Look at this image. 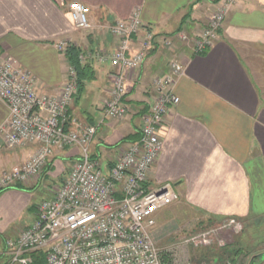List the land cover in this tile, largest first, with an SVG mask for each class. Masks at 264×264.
I'll return each mask as SVG.
<instances>
[{
	"label": "crops",
	"instance_id": "obj_1",
	"mask_svg": "<svg viewBox=\"0 0 264 264\" xmlns=\"http://www.w3.org/2000/svg\"><path fill=\"white\" fill-rule=\"evenodd\" d=\"M219 1L0 0V57H11L29 71L38 92L55 94L66 83L72 66L68 49L88 56L81 65L89 67V79L69 115L97 127L91 150L104 165L116 159L121 147L139 140L141 115L154 96L153 81L166 75L172 62L185 67L172 89L180 102L167 115L163 150L151 175L156 185L172 184L179 196L156 215L154 239L162 250L183 246L196 228L264 219V0L232 7L218 40L205 53L197 54L193 41L172 49L164 45L179 30L191 37L202 33ZM72 2L90 8L91 30L75 27L68 10ZM135 10L157 38L141 68L128 74L126 119L110 120L103 108L114 69L97 54L112 53L118 40L111 27ZM62 42L69 45L64 54L57 48ZM8 117L0 102V127ZM35 148L8 150L0 138V173L21 165ZM78 158V148L57 150L40 178L0 192L2 250L7 240L32 225L37 205L63 183L67 174L56 171L60 163ZM192 224L196 228L188 232ZM170 260L165 257L166 264Z\"/></svg>",
	"mask_w": 264,
	"mask_h": 264
},
{
	"label": "built area",
	"instance_id": "obj_2",
	"mask_svg": "<svg viewBox=\"0 0 264 264\" xmlns=\"http://www.w3.org/2000/svg\"><path fill=\"white\" fill-rule=\"evenodd\" d=\"M243 1L221 0L219 11L202 33L191 37L182 31L164 39V45L193 41L194 51L205 53L218 40L229 7ZM68 10L76 28L91 30L88 6L72 2ZM111 32L118 40L117 46L111 54H97L99 61H109L114 69L103 109L106 118L122 121L128 115L124 103L128 74L141 68L157 37L142 21L139 10L113 25ZM135 44L138 48L134 50ZM66 47L65 42L57 46L60 52ZM87 58L80 53V64L84 65ZM184 73L182 64L172 62L168 73L154 80L153 100L141 115L139 140L121 147L116 159L104 165L93 158L91 150L97 127L69 115L79 94L76 69L69 68L59 92L40 93L29 71L11 57H0V102L9 111L0 127V138L10 150L30 145L38 148L28 161L0 174V192L36 180L50 165L55 151L79 149V158L63 183L52 188L51 197L37 205L32 225L6 241L3 256L8 264H34L32 255L38 252L43 254L42 264H166L165 257L172 258L168 250L157 246L154 230L157 213L179 196L172 184L156 185L151 175L163 150L167 115L180 102L172 89ZM240 230L235 220H228L182 242L202 247L218 241L225 246L218 235Z\"/></svg>",
	"mask_w": 264,
	"mask_h": 264
},
{
	"label": "rangeland",
	"instance_id": "obj_3",
	"mask_svg": "<svg viewBox=\"0 0 264 264\" xmlns=\"http://www.w3.org/2000/svg\"><path fill=\"white\" fill-rule=\"evenodd\" d=\"M220 2L221 0L218 2L217 8L209 16L207 23L209 19L215 13L219 11ZM232 7L234 6L232 5L229 8L231 9ZM180 32H182V30L177 31L172 36L166 37L165 40L167 38L168 39L173 38L177 33H180ZM178 44L179 42H175V44L172 47H167V48L172 49ZM66 45H67L66 49L63 52H61L63 54L66 53L68 49L69 45L67 43ZM23 148H26V147H23ZM37 149L38 148L36 146L34 152ZM15 150H18V149H15ZM34 152L31 153V155L28 157L26 161L30 159V157L32 156V154H34ZM73 165L74 163L72 164H68V163L61 164L60 163V165L57 168L58 170L56 171L57 172L62 171L64 172V174L68 175ZM46 169L44 170V172H46ZM36 210H37V207H36ZM239 225L241 226L240 231H237V232L230 231L229 233L227 232V234H224V235L219 232L220 234L218 235L217 239L225 240L223 241L225 243V246L224 245L220 246L218 241H216L213 244L214 246L211 245V246H202V247L197 246L196 247L194 245L187 244L183 246H175L174 248L172 247L173 249L168 250L169 254L172 256L170 263L171 264H253V263L254 264H259V263L264 264V252H262V250L264 249V219L262 218L257 221L256 220L245 221V225L241 223ZM192 226L193 224L188 228L187 230L188 232H190L191 229L196 228ZM211 227L212 225L204 226L198 229L196 228L197 230L196 229L192 230L193 232H190L192 234H188V235L190 236V235H193L194 232L196 234V232L198 233V231L201 232V231L208 230ZM3 251L4 249L2 250V245H1L0 246V264H5L6 262V257L3 256ZM259 252H262V253H259ZM246 260H247V263H246Z\"/></svg>",
	"mask_w": 264,
	"mask_h": 264
},
{
	"label": "trees",
	"instance_id": "obj_4",
	"mask_svg": "<svg viewBox=\"0 0 264 264\" xmlns=\"http://www.w3.org/2000/svg\"><path fill=\"white\" fill-rule=\"evenodd\" d=\"M79 51L76 50L75 48H70L67 51V57L71 63V65L76 69L77 71V76H78V87H79V93L82 91L84 82L88 80L89 78L87 77L88 72H90L89 67L82 66L79 62ZM5 257V256H4ZM34 258V264H42L43 263V254L38 252L34 253L32 255ZM5 264H8V258L6 257V262Z\"/></svg>",
	"mask_w": 264,
	"mask_h": 264
}]
</instances>
